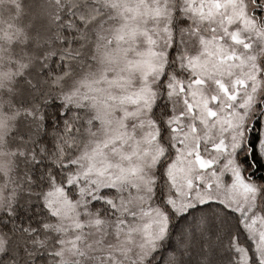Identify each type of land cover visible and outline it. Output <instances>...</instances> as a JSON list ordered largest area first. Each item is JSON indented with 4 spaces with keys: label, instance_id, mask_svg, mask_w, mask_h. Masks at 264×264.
<instances>
[{
    "label": "snow or ice",
    "instance_id": "obj_1",
    "mask_svg": "<svg viewBox=\"0 0 264 264\" xmlns=\"http://www.w3.org/2000/svg\"><path fill=\"white\" fill-rule=\"evenodd\" d=\"M0 264H264V0H0Z\"/></svg>",
    "mask_w": 264,
    "mask_h": 264
}]
</instances>
